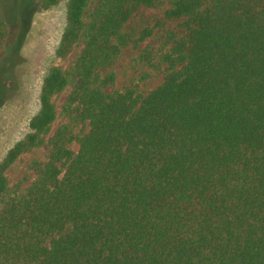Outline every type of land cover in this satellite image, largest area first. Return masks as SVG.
<instances>
[{
    "label": "trees",
    "instance_id": "16d2710c",
    "mask_svg": "<svg viewBox=\"0 0 264 264\" xmlns=\"http://www.w3.org/2000/svg\"><path fill=\"white\" fill-rule=\"evenodd\" d=\"M157 30L162 83L114 90L121 50ZM78 47L0 162V264H264V0H68L56 54Z\"/></svg>",
    "mask_w": 264,
    "mask_h": 264
},
{
    "label": "rangeland",
    "instance_id": "374dc122",
    "mask_svg": "<svg viewBox=\"0 0 264 264\" xmlns=\"http://www.w3.org/2000/svg\"><path fill=\"white\" fill-rule=\"evenodd\" d=\"M21 2L31 10L26 19L19 14ZM67 3L68 0H63L43 9L41 0H0L6 22V35L0 47V162L29 132L30 120L40 110V91L49 69L54 66L69 69L81 50L78 47L66 57L56 54L66 25ZM160 35L157 30L146 41L121 50L112 67L116 75L114 90L138 85L141 91L148 92L162 83L165 71L157 66L156 59ZM146 52L152 56L150 62L154 67L142 59ZM67 94L68 91L53 99L57 120L51 133L66 122L61 107ZM45 154L43 147L25 152L6 171L9 186L28 187L36 177L34 162L44 161Z\"/></svg>",
    "mask_w": 264,
    "mask_h": 264
}]
</instances>
